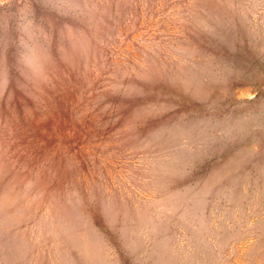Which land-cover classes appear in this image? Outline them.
<instances>
[{
    "label": "rangeland",
    "instance_id": "374dc122",
    "mask_svg": "<svg viewBox=\"0 0 264 264\" xmlns=\"http://www.w3.org/2000/svg\"><path fill=\"white\" fill-rule=\"evenodd\" d=\"M0 264H264V0H0Z\"/></svg>",
    "mask_w": 264,
    "mask_h": 264
}]
</instances>
